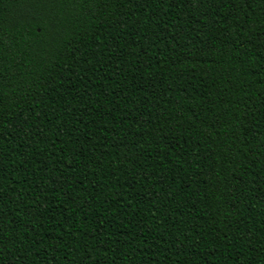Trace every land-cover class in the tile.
Segmentation results:
<instances>
[{
  "label": "trees",
  "instance_id": "obj_1",
  "mask_svg": "<svg viewBox=\"0 0 264 264\" xmlns=\"http://www.w3.org/2000/svg\"><path fill=\"white\" fill-rule=\"evenodd\" d=\"M0 264H264V0H0Z\"/></svg>",
  "mask_w": 264,
  "mask_h": 264
}]
</instances>
